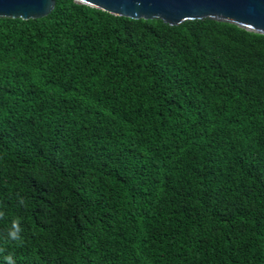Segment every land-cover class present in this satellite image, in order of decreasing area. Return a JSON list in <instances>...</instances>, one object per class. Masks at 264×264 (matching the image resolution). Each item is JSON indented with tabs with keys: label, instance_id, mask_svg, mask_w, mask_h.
Here are the masks:
<instances>
[{
	"label": "trees",
	"instance_id": "1",
	"mask_svg": "<svg viewBox=\"0 0 264 264\" xmlns=\"http://www.w3.org/2000/svg\"><path fill=\"white\" fill-rule=\"evenodd\" d=\"M54 2L0 18V264H264V35Z\"/></svg>",
	"mask_w": 264,
	"mask_h": 264
},
{
	"label": "water",
	"instance_id": "2",
	"mask_svg": "<svg viewBox=\"0 0 264 264\" xmlns=\"http://www.w3.org/2000/svg\"><path fill=\"white\" fill-rule=\"evenodd\" d=\"M114 16L161 20L170 26L210 19L264 35V0H74ZM54 0H0V18L46 17Z\"/></svg>",
	"mask_w": 264,
	"mask_h": 264
},
{
	"label": "clouds",
	"instance_id": "3",
	"mask_svg": "<svg viewBox=\"0 0 264 264\" xmlns=\"http://www.w3.org/2000/svg\"><path fill=\"white\" fill-rule=\"evenodd\" d=\"M21 232H22V229L19 227V225H16L15 227L9 230V236L12 239L19 241L21 239ZM5 259H7L10 262V264H14V261L11 255L5 257Z\"/></svg>",
	"mask_w": 264,
	"mask_h": 264
}]
</instances>
